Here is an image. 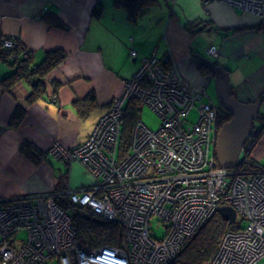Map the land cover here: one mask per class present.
Returning a JSON list of instances; mask_svg holds the SVG:
<instances>
[{"label":"built area","instance_id":"2783aa9c","mask_svg":"<svg viewBox=\"0 0 264 264\" xmlns=\"http://www.w3.org/2000/svg\"><path fill=\"white\" fill-rule=\"evenodd\" d=\"M201 1L222 3L264 24V0ZM0 44L15 45L13 37ZM207 54L216 56L218 50L210 46ZM206 93V87L187 83L173 64L155 54L143 56L84 143L68 149L56 142L48 150L66 165L84 167L94 179L91 186L0 198V264H170L222 206L232 207L244 225L223 235L209 264H264V172L219 166L217 110ZM131 99L147 106L159 126L152 130L137 120L122 155V117ZM194 108L197 117L190 122ZM71 207L83 217L121 225L122 245L82 244ZM151 219L163 228L158 239L149 228Z\"/></svg>","mask_w":264,"mask_h":264},{"label":"crops","instance_id":"0c3cea01","mask_svg":"<svg viewBox=\"0 0 264 264\" xmlns=\"http://www.w3.org/2000/svg\"><path fill=\"white\" fill-rule=\"evenodd\" d=\"M3 37L16 39L34 64L52 50L63 51L65 58L41 78L45 92L32 102L27 100L28 81L9 89L0 84V198L91 186L93 177L75 164L70 172L73 163L56 162L48 149L56 142L68 149L84 143L122 95L143 56L155 54L161 61L170 56V64L194 87L212 82L200 73L202 63L196 58L206 57L224 69L239 101L254 102L264 92V24L215 1L155 0L131 20L114 0H0ZM210 46L217 48L216 56L206 54ZM10 72L0 61V78ZM17 108L22 117L12 126ZM24 144L39 157L24 156ZM249 152L264 166V130Z\"/></svg>","mask_w":264,"mask_h":264},{"label":"trees","instance_id":"16d2710c","mask_svg":"<svg viewBox=\"0 0 264 264\" xmlns=\"http://www.w3.org/2000/svg\"><path fill=\"white\" fill-rule=\"evenodd\" d=\"M155 0H114L116 6H124L127 9L128 18L133 20L139 13L144 12L154 4ZM99 9L95 8L94 13ZM46 19H51L49 15L45 16ZM56 24L62 26L57 19ZM2 41V40H1ZM14 48L7 49L0 44V61L7 64L12 68V72L0 78V84L9 89L14 83L26 80L31 86V92L27 97L29 102L34 101L37 96L45 92V86L41 83L43 78L48 72L56 68L65 58V53L60 50H52L45 53L41 62L34 64L31 61L29 52L24 49L16 40ZM166 63L170 64V60L166 59ZM215 66L200 65V73L204 76H215ZM227 76V74H226ZM230 93H233L230 89ZM264 96V92L258 100ZM234 97V96H233ZM89 100L94 103V96L90 95ZM257 101V100H256ZM220 112L221 125L231 119V114L224 110L221 106L216 107ZM141 105L136 100H129L125 106L124 114L122 117V130L120 136L119 149L121 154L124 155L129 146L134 124L140 119ZM22 117V111L16 109L10 119V125L16 126ZM259 126L256 128L257 133L252 137L250 144L244 149V161L237 166L243 172L261 171L264 172V166L254 161L249 151L264 130V114H260ZM21 152L26 157L34 154V150L29 145H22ZM33 151V153H32ZM34 157H39V154H34ZM34 163H38L32 159ZM70 211L73 214V223L76 229V236L82 244L89 245L90 247H100L103 245L121 246L124 230L121 225L116 222L104 220L98 217H83L78 208L71 207ZM242 225L237 220L229 224L224 220L219 212H215L213 216L196 231L193 237L187 241L177 257L170 264H209L213 255L216 253L221 238L227 231L238 230Z\"/></svg>","mask_w":264,"mask_h":264},{"label":"water","instance_id":"95a60500","mask_svg":"<svg viewBox=\"0 0 264 264\" xmlns=\"http://www.w3.org/2000/svg\"><path fill=\"white\" fill-rule=\"evenodd\" d=\"M197 60L205 66L213 67L215 62L202 56ZM214 86L216 96L225 111L231 114V119L225 122L219 129L215 143V157L221 168L231 169L244 161L241 157L244 144L250 135L254 120L259 118L261 101L244 103L234 98L230 93V85L224 69L216 66ZM221 217L229 224L236 221V212L230 206H222L218 210Z\"/></svg>","mask_w":264,"mask_h":264},{"label":"rangeland","instance_id":"374dc122","mask_svg":"<svg viewBox=\"0 0 264 264\" xmlns=\"http://www.w3.org/2000/svg\"><path fill=\"white\" fill-rule=\"evenodd\" d=\"M2 38L0 39V42H1ZM13 41L16 44V39L13 38ZM15 45L13 46V48L15 47ZM207 54V52H206ZM206 90H207V93H206V96L215 104H217L218 102V98L216 96V92H215V86H214V80H212V82L206 87ZM207 97L204 99V100H207ZM260 113H264V104L261 105L260 107V110H259ZM196 117H197V110L196 108L192 109L188 115V120L190 122H194L196 120ZM140 119L142 120V122L148 126L150 129L152 130H156L159 126V120L157 118V116L147 107V106H143L141 105V111H140ZM254 127H257L259 126V121L255 120L254 123H253ZM253 146V145H252ZM50 148V147H49ZM49 150V149H48ZM251 150V149H250ZM250 153V152H249ZM244 154L242 153L241 154V157H243ZM54 160L56 162H60L62 163V165H65V163L61 160H57L56 158H54ZM77 165L82 172H87V170L82 167L81 165L79 164H76V163H73L71 166H70V172L73 168V165ZM69 169V168H68ZM89 174V173H88ZM90 175V174H89ZM91 176V175H90ZM92 178V176H91ZM68 188H72V189H78V188H82V187H74L72 185H70ZM237 222H239L242 226L244 225V221L238 217L237 218ZM149 228L150 230L152 231L154 237L156 239H158L159 237H161V235L163 234V228L160 227L156 220L155 219H151L150 220V223H149ZM17 237H19L20 239H23L25 238V232H18L17 233ZM47 264H57L55 261H52V262H48ZM256 264H263V261H260Z\"/></svg>","mask_w":264,"mask_h":264},{"label":"flooded vegetation","instance_id":"af4514ba","mask_svg":"<svg viewBox=\"0 0 264 264\" xmlns=\"http://www.w3.org/2000/svg\"><path fill=\"white\" fill-rule=\"evenodd\" d=\"M209 56H212V55H208V57H209ZM208 59H209V58H208ZM209 78L212 79V80H214V77H211V76H210ZM233 96H234V95H233ZM234 98H236V97L234 96ZM236 99H237V98H236ZM214 105H215V108L218 107V106H221L220 103H219V101L217 102V104L214 103ZM221 107H222V106H221ZM222 108H223V107H222ZM216 110H217V117H216V130H217V133H218L220 127H221L224 123L221 125V123H220V112H219V110H218L217 108H216ZM260 114H262V113L259 112V118L257 119V121H259V122H260V120H261V119H260V118H261V117H260ZM254 121H255V120H254ZM226 122H227V121H226ZM253 123H254V122H253ZM257 127H258V126H257ZM257 127H254V125H253L252 131H251L250 135L247 137L245 143H246V142L248 143L250 140H252V137L256 135V133H257V129H256V128H257ZM244 147H245V144H244ZM242 153L244 154V151H243ZM244 155H245V154H244Z\"/></svg>","mask_w":264,"mask_h":264}]
</instances>
